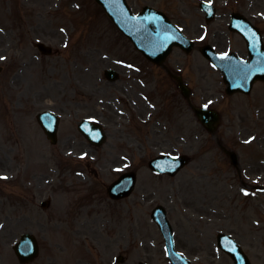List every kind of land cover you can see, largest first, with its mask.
<instances>
[{
	"label": "rangeland",
	"instance_id": "374dc122",
	"mask_svg": "<svg viewBox=\"0 0 264 264\" xmlns=\"http://www.w3.org/2000/svg\"><path fill=\"white\" fill-rule=\"evenodd\" d=\"M128 1L135 11L151 5L170 10L176 20L185 14L187 33L200 32L194 31L198 0ZM228 1L236 3L223 0L222 7ZM245 2L238 0L234 10L252 16ZM252 2L264 12V0ZM227 20L211 27L223 30ZM37 42L52 46L54 54L42 56ZM218 46L245 50L238 37ZM0 57V264H20L12 247L27 232L41 244L33 264H171L151 219L158 205L167 209L177 249L193 264H233L217 247L221 232L236 239L253 264H264V193L250 187L264 186V83L250 96H228L221 74L199 51H174L167 64L183 75L193 102L222 115L213 136L175 81L139 62L93 0H0ZM122 60L147 73L127 71L118 65ZM109 68L120 72L119 81L105 79ZM45 110L61 116L55 146L36 120ZM139 112L147 122L135 119ZM85 118L108 131L102 148L78 132ZM218 140L238 152L239 170ZM161 152L187 154L192 163L174 178L156 175L148 161ZM128 170L138 172L135 193L110 200L107 187ZM47 200L51 206L43 210Z\"/></svg>",
	"mask_w": 264,
	"mask_h": 264
},
{
	"label": "water",
	"instance_id": "95a60500",
	"mask_svg": "<svg viewBox=\"0 0 264 264\" xmlns=\"http://www.w3.org/2000/svg\"><path fill=\"white\" fill-rule=\"evenodd\" d=\"M98 3L103 5L106 13L112 19V21L118 26L120 30H122L135 44V46L142 51L150 60L161 63L167 55L170 53L174 44H178L187 51L191 49V45H188L185 38L180 36L179 39H172L168 44L166 43V35H163L162 28L155 27V25L149 24L147 21H150L149 17H141L134 18L128 14L125 10V0H96ZM148 10L146 13H149ZM38 47L43 52H50L49 49L42 44L38 45ZM207 54V51H206ZM226 61H222L224 64ZM225 73V81L228 83V92L233 93L237 90H247V86L249 85V81L251 79V75L246 81H239L236 78L238 77V73L235 70H226L221 68ZM108 76L114 79L113 72H108ZM258 78H264L258 77ZM182 90L186 95L189 94L188 89L181 85ZM196 114L202 120V122L207 126L208 129L213 130L215 128V124L218 122L217 116L215 113L211 111H207L204 109L195 108ZM42 122L46 129V132L50 139L53 142L56 140V132L58 127L57 118L51 113H45L42 115ZM45 118V120H44ZM216 120L212 123L213 120ZM47 121V123H46ZM80 129L90 138V140L96 144H100V137H102V130L99 126L92 124L89 121H85L81 124ZM87 130V131H84ZM178 160V159H176ZM179 162L181 166L187 162L186 157H181ZM157 170H161L156 168ZM134 180V177H133ZM121 182H118L112 186L113 189L118 188V185ZM133 181L131 180L126 186V189L122 190L124 196L128 195L133 189ZM118 196V195H114ZM122 196V194L120 195ZM154 218L160 223L161 229L164 232L165 237L168 239V249L171 257L175 264H189L183 257H180L174 251L173 242H172V228L170 224L167 222L165 218V212L162 208H158L154 213ZM15 251L19 256L22 262L31 261L36 258L39 254V246L36 239L30 235L26 234L22 237V240L15 246ZM237 261V264H249L247 258L242 253V251L238 248L233 255Z\"/></svg>",
	"mask_w": 264,
	"mask_h": 264
},
{
	"label": "snow or ice",
	"instance_id": "6c2138e0",
	"mask_svg": "<svg viewBox=\"0 0 264 264\" xmlns=\"http://www.w3.org/2000/svg\"><path fill=\"white\" fill-rule=\"evenodd\" d=\"M0 59H3L2 57H0Z\"/></svg>",
	"mask_w": 264,
	"mask_h": 264
}]
</instances>
